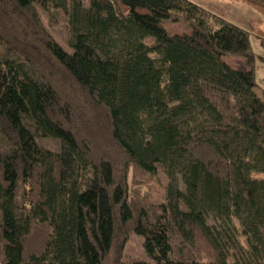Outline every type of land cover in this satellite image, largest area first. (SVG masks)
Segmentation results:
<instances>
[{
	"label": "trees",
	"instance_id": "trees-1",
	"mask_svg": "<svg viewBox=\"0 0 264 264\" xmlns=\"http://www.w3.org/2000/svg\"><path fill=\"white\" fill-rule=\"evenodd\" d=\"M257 90L248 31L190 0H0V264H147L122 260L131 232L155 264H264ZM157 165L155 210L128 172Z\"/></svg>",
	"mask_w": 264,
	"mask_h": 264
},
{
	"label": "rangeland",
	"instance_id": "rangeland-1",
	"mask_svg": "<svg viewBox=\"0 0 264 264\" xmlns=\"http://www.w3.org/2000/svg\"><path fill=\"white\" fill-rule=\"evenodd\" d=\"M197 5L205 8L211 13L220 15L225 19L236 23L242 28L246 29L249 33L250 44L255 57V80L257 83V93L261 95L264 92V34L259 33L258 21L262 17L261 12H264V7L247 1V0H190ZM123 12H126L124 6H120ZM38 15L40 20L50 34V36L65 50L69 51L67 45V31H66V15L61 10L55 11H44L41 7H38ZM165 29L170 33H184L189 32V27L181 22L164 23ZM152 38L144 39L147 45L153 43ZM152 57L154 55H151ZM155 57V56H154ZM224 61L227 62L232 67L242 68V64L238 61L237 57L233 55H228L224 57ZM198 122L196 120L189 122L185 129L192 131L196 129ZM255 178H264L263 174L253 173ZM141 180L136 179L132 176L131 169L128 172V185L132 190H137V198L144 203L146 206H152L156 210L157 203H152L153 199L159 196V187L163 186L166 181V175L164 173L163 167L157 165V175L156 182L151 181L150 183H142ZM155 182V183H154ZM150 184V186H147ZM179 187L182 188V184L179 183ZM157 202V201H156ZM236 226L240 231V226L236 222ZM241 245L246 248L245 238L242 235L238 237ZM29 248L37 249L36 243L31 241L29 243ZM39 246V245H38ZM37 246V247H38ZM51 247V243L49 244ZM122 260L124 262L140 260L147 264H155L145 253L143 248L142 237L131 232L129 234L128 240L123 248ZM233 260L229 257L228 264H232Z\"/></svg>",
	"mask_w": 264,
	"mask_h": 264
},
{
	"label": "crops",
	"instance_id": "crops-1",
	"mask_svg": "<svg viewBox=\"0 0 264 264\" xmlns=\"http://www.w3.org/2000/svg\"><path fill=\"white\" fill-rule=\"evenodd\" d=\"M262 17L258 21L259 24V33L264 34V12H261Z\"/></svg>",
	"mask_w": 264,
	"mask_h": 264
}]
</instances>
